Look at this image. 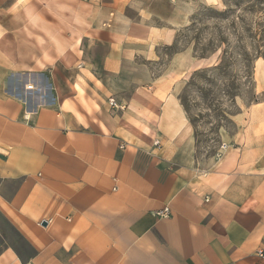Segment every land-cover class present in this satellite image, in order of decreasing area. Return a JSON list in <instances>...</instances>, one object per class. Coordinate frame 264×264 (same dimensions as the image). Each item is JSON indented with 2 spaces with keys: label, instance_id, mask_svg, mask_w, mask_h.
<instances>
[{
  "label": "crops",
  "instance_id": "1",
  "mask_svg": "<svg viewBox=\"0 0 264 264\" xmlns=\"http://www.w3.org/2000/svg\"><path fill=\"white\" fill-rule=\"evenodd\" d=\"M186 8L0 0V264H264V105L204 167L170 76L116 90Z\"/></svg>",
  "mask_w": 264,
  "mask_h": 264
},
{
  "label": "rangeland",
  "instance_id": "2",
  "mask_svg": "<svg viewBox=\"0 0 264 264\" xmlns=\"http://www.w3.org/2000/svg\"><path fill=\"white\" fill-rule=\"evenodd\" d=\"M182 2L186 20L174 42L160 48L156 63L127 69L116 90L126 99L136 83L170 76L206 167L242 133L248 109L264 105V0Z\"/></svg>",
  "mask_w": 264,
  "mask_h": 264
},
{
  "label": "built area",
  "instance_id": "3",
  "mask_svg": "<svg viewBox=\"0 0 264 264\" xmlns=\"http://www.w3.org/2000/svg\"><path fill=\"white\" fill-rule=\"evenodd\" d=\"M109 104H110L111 107H114V108L120 109L119 106H115V103H114V101H113L112 99L109 100ZM222 149H223V150L225 149V145H222ZM169 215H170V210H169L168 208H164V209H162L161 211H158V212L156 213V217H157V218H161V219L167 218V217H169ZM254 257H255L256 259H259V260H264V249H260V250H258V251L255 253Z\"/></svg>",
  "mask_w": 264,
  "mask_h": 264
}]
</instances>
